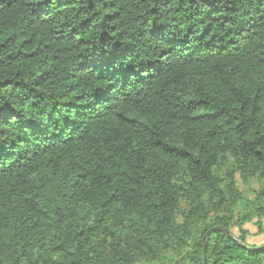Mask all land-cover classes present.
<instances>
[{"label": "trees", "instance_id": "16d2710c", "mask_svg": "<svg viewBox=\"0 0 264 264\" xmlns=\"http://www.w3.org/2000/svg\"><path fill=\"white\" fill-rule=\"evenodd\" d=\"M247 224L264 0H0V264H264Z\"/></svg>", "mask_w": 264, "mask_h": 264}, {"label": "water", "instance_id": "95a60500", "mask_svg": "<svg viewBox=\"0 0 264 264\" xmlns=\"http://www.w3.org/2000/svg\"><path fill=\"white\" fill-rule=\"evenodd\" d=\"M214 231H223L226 234L230 235L229 230H227L226 228H223L221 226H213L207 230V232L203 236V264H206L205 248H206V244H207V238H208L209 234L214 232ZM235 240H237V239L235 238ZM246 247L249 249H264V244H262L260 246H256V247H250V246H246Z\"/></svg>", "mask_w": 264, "mask_h": 264}, {"label": "rangeland", "instance_id": "374dc122", "mask_svg": "<svg viewBox=\"0 0 264 264\" xmlns=\"http://www.w3.org/2000/svg\"><path fill=\"white\" fill-rule=\"evenodd\" d=\"M246 227L249 230V235L247 237V240L251 244H264V235L256 233V227L252 224H247ZM143 264V263H140Z\"/></svg>", "mask_w": 264, "mask_h": 264}]
</instances>
